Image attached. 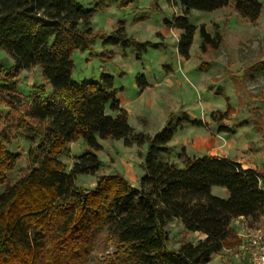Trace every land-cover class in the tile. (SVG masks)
<instances>
[{"label":"trees","instance_id":"trees-1","mask_svg":"<svg viewBox=\"0 0 264 264\" xmlns=\"http://www.w3.org/2000/svg\"><path fill=\"white\" fill-rule=\"evenodd\" d=\"M96 1L87 7L79 0H0V48L12 60L0 63V104L8 108L0 110V264H208L224 248L242 243L234 219L243 217L253 226L264 218V170L225 156H190L185 149L181 163L164 160L177 130L185 122L202 126V120L170 115L153 135L137 132L114 75L74 76L75 52L92 49L99 37L104 44H147L129 37L123 21L110 34L95 31L93 14L109 0ZM167 1L182 7L166 23L182 30L178 52L185 58L197 31L188 18L193 9L214 11L232 4L250 22L263 10L262 0ZM199 31L203 52L218 47V35L204 25ZM34 67H40L44 82L24 95L19 74ZM232 80L243 88L238 76ZM137 84L144 89L146 77L139 75ZM233 111L228 103L211 116L219 122ZM253 121L261 127L258 117ZM19 135L31 141L28 165L9 183L20 159L9 144ZM108 138L122 139L126 146L147 145L139 185L116 171L102 175L91 189L79 187L78 175L100 168L95 151L103 147L100 139ZM80 139L90 149L66 170L62 156ZM214 187L228 194L219 196ZM174 219L202 237L169 246L165 226ZM111 248L114 252L106 253Z\"/></svg>","mask_w":264,"mask_h":264},{"label":"rangeland","instance_id":"rangeland-1","mask_svg":"<svg viewBox=\"0 0 264 264\" xmlns=\"http://www.w3.org/2000/svg\"><path fill=\"white\" fill-rule=\"evenodd\" d=\"M87 7L94 6L96 0H79ZM263 10L255 22L241 18L233 10L232 4L214 11L193 9L189 21L197 26L190 55L185 58L178 52L180 35L166 20H174L182 13L178 3L167 0H109L104 8L93 14V26H101L105 34H110L107 19L123 21L129 37L137 42L147 43L145 47L133 44H104L97 38L92 49L75 52V77L87 72L88 78H99L102 72L114 75L115 85L124 87V95L131 99L127 103L130 123L137 132L153 135L166 124L170 115L174 119L184 113L191 119L202 120L203 125L185 122L169 142V151L162 158L181 163L183 149L190 156L206 154L226 156L240 160L246 168L264 170V0ZM233 3V2H232ZM117 25L115 27H117ZM204 25L211 35L220 37L218 47L201 50L199 28ZM12 63L6 52L0 48V63ZM150 76L152 84L144 89L135 87L137 77ZM232 75L241 79L244 85L238 89ZM20 91L24 95L31 92L35 83H43L40 67L23 70L19 74ZM147 80V78H146ZM138 85V84H137ZM231 104L234 111L219 122L212 114L223 112ZM0 104V110L7 111ZM253 116L260 119L257 127ZM244 119L249 122L242 124ZM226 127L234 132L225 130ZM102 149L95 151L102 161L94 173L80 174L76 184L83 189L93 188L104 175L119 171L132 186L139 185L144 172V152L147 145L126 146L122 139H100ZM31 141L19 135L9 148L20 153V159L9 175V183L18 179L19 169L28 165V148ZM89 146L82 140L70 143L62 156L66 170H70L76 157ZM4 186H0L2 191ZM222 187H215L214 193L221 195ZM242 226V227H241ZM242 232L249 234L257 228H264V219L253 226L245 219V224H237ZM168 230L169 246L179 247L182 241H196L202 235L185 230L179 220L170 221ZM245 235V236H246ZM114 248L108 252H114ZM102 255H100L101 257ZM242 252L238 248L215 255L208 264H244Z\"/></svg>","mask_w":264,"mask_h":264},{"label":"crops","instance_id":"crops-1","mask_svg":"<svg viewBox=\"0 0 264 264\" xmlns=\"http://www.w3.org/2000/svg\"><path fill=\"white\" fill-rule=\"evenodd\" d=\"M224 8V7H223ZM219 9H222V8H219ZM219 9H216V10H214L215 12L217 11V10H219ZM213 11V12H214ZM108 21H107V23H108V28H109V31H112L114 28H115V26L117 25V21H116V19H112V18H108L107 19ZM93 25V24H92ZM93 28L95 29V28H98L97 30H101V31H104V29L105 28H103V27H101V26H99V27H95V26H93ZM176 29V32L179 34V35H181V33H182V30L181 29H178V28H175ZM96 30V29H95ZM179 41V40H178ZM74 75H75V72H74ZM81 76H78L77 77V79H84V78H87V79H89L88 77H89V74L87 73V72H84V73H82V74H80ZM147 78V81L150 83V84H152V81H151V77L150 76H147L146 77ZM137 83H136V85H135V87L137 88ZM118 89H119V92H118V96H119V98H120V100H121V104H122V106L123 107H125L126 109H127V111H128V108H127V103H130V101H131V99H127L126 97H125V93H124V87H123V85L122 86H116ZM129 112V111H128ZM129 117H130V113H129ZM226 157V156H225ZM238 161H240V160H238ZM241 162V161H240ZM242 163V162H241ZM242 165H243V167H245V165L242 163ZM246 168V167H245ZM215 188V187H214ZM214 188H213V192H214ZM228 194V191H227V189L226 188H223V192H222V194L221 195H224V196H226ZM218 195H220V194H218ZM264 219V218H263ZM245 224V219L243 218V217H240V218H237V219H234L233 221H232V226H233V228L236 230V232H237V234L242 238V242H243V240H244V237H245V235H246V233H243L242 232V228H239V227H237V224ZM242 227V226H241ZM242 244V243H241ZM241 244L240 245H238V246H236V247H234L235 249L236 248H238L239 250H241ZM234 248H224L223 250H221L219 253H217V254H215V255H218V256H220L223 252H228L229 250H231V249H234ZM241 252H242V250H241ZM214 255V256H215ZM242 255H243V252H242ZM213 256V257H214ZM242 258H244V256L242 257ZM213 259V258H212ZM243 263H244V261H243Z\"/></svg>","mask_w":264,"mask_h":264},{"label":"built area","instance_id":"built-area-1","mask_svg":"<svg viewBox=\"0 0 264 264\" xmlns=\"http://www.w3.org/2000/svg\"><path fill=\"white\" fill-rule=\"evenodd\" d=\"M241 250L244 264H264V228H257L247 234Z\"/></svg>","mask_w":264,"mask_h":264}]
</instances>
